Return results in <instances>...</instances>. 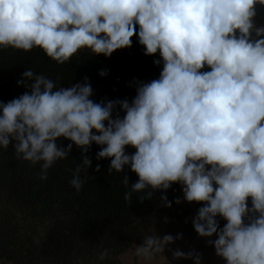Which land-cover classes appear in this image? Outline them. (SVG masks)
<instances>
[{
	"label": "clouds",
	"instance_id": "obj_1",
	"mask_svg": "<svg viewBox=\"0 0 264 264\" xmlns=\"http://www.w3.org/2000/svg\"><path fill=\"white\" fill-rule=\"evenodd\" d=\"M258 5L264 0H0L4 49L38 47L61 65L82 48L110 57L131 47L139 25L144 54L159 51L163 61L159 79L136 82L131 102L96 103L87 77L58 87L26 70L17 83L30 92L0 102V147L11 143L17 159L40 163V179L47 180L73 143L82 154L100 145L96 158H111L109 174L130 168L139 177L124 195L127 203L134 193L146 191L138 197L143 202L179 182L185 201L204 202L192 223L200 237H218L208 240L216 255L227 264H264V23L258 20L264 9ZM205 65L211 71L201 72ZM61 137L72 143L60 147ZM90 166L84 155L70 170L77 192ZM122 183L129 186L128 176ZM160 200L172 206L166 195ZM217 216L226 220L223 228ZM181 238L146 235L135 255L151 261ZM172 255L201 264L198 253Z\"/></svg>",
	"mask_w": 264,
	"mask_h": 264
},
{
	"label": "trees",
	"instance_id": "obj_2",
	"mask_svg": "<svg viewBox=\"0 0 264 264\" xmlns=\"http://www.w3.org/2000/svg\"><path fill=\"white\" fill-rule=\"evenodd\" d=\"M258 20L264 23V10ZM138 32L136 25L131 47L117 49L110 57L82 48L63 65L38 47L28 52L0 47V102L6 104L30 92L24 84L17 83L28 69L53 80L58 87L83 83L87 77L93 89L90 99L96 103L117 99L131 102L136 96V82L159 79L163 68L159 51L144 54ZM156 60L161 63L157 65ZM102 70L108 74L100 76ZM200 71L211 69L205 65ZM116 111L121 117L125 115L119 106ZM57 143L66 148L72 142L61 137ZM101 147L92 143L88 152L82 154V149L73 143L69 156L48 170L47 180L40 179V163L32 165L17 159L11 143L7 149L0 147V264H122L125 252L139 246L144 236L155 234L182 236L158 257L190 264L193 259H174L173 252L179 249L205 255L212 245L208 240L218 237H200L194 230L192 221L204 202L185 201L182 185L176 182L166 192L154 191L152 198L143 202L138 197L147 192L134 193L131 203H127L124 195L139 177L130 168L109 174L111 158H96ZM125 151L134 154L136 149L126 146ZM84 155L91 159V166L86 182L77 192L70 184V170L82 163ZM124 176L129 178L128 187L122 183ZM81 178L85 179L83 174ZM162 195L167 196L171 207L163 206ZM177 198L181 203L175 202ZM251 206L249 197L248 207ZM216 219L223 228L226 220L220 216ZM105 250L109 255L100 260Z\"/></svg>",
	"mask_w": 264,
	"mask_h": 264
},
{
	"label": "rangeland",
	"instance_id": "obj_3",
	"mask_svg": "<svg viewBox=\"0 0 264 264\" xmlns=\"http://www.w3.org/2000/svg\"><path fill=\"white\" fill-rule=\"evenodd\" d=\"M135 249L136 247L128 250L122 255L121 257L122 264H134L135 258H137L136 260L137 264H181L177 261H173L168 258L158 257V256L151 261H146L135 255ZM190 264H194V260ZM201 264H227V262L224 258L216 255L215 247L214 245H211L208 251L205 253V255L201 257Z\"/></svg>",
	"mask_w": 264,
	"mask_h": 264
}]
</instances>
